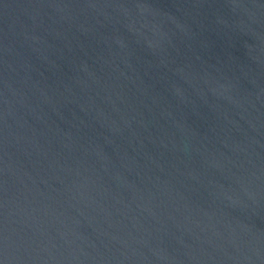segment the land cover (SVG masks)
<instances>
[{
	"label": "water",
	"instance_id": "1",
	"mask_svg": "<svg viewBox=\"0 0 264 264\" xmlns=\"http://www.w3.org/2000/svg\"><path fill=\"white\" fill-rule=\"evenodd\" d=\"M0 264H264V0H0Z\"/></svg>",
	"mask_w": 264,
	"mask_h": 264
}]
</instances>
